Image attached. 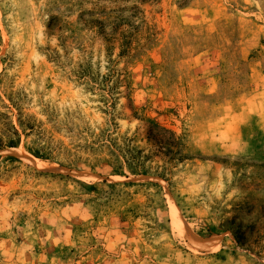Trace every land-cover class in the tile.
<instances>
[{
  "label": "rangeland",
  "instance_id": "obj_1",
  "mask_svg": "<svg viewBox=\"0 0 264 264\" xmlns=\"http://www.w3.org/2000/svg\"><path fill=\"white\" fill-rule=\"evenodd\" d=\"M0 264H264V0H0Z\"/></svg>",
  "mask_w": 264,
  "mask_h": 264
},
{
  "label": "trees",
  "instance_id": "obj_2",
  "mask_svg": "<svg viewBox=\"0 0 264 264\" xmlns=\"http://www.w3.org/2000/svg\"><path fill=\"white\" fill-rule=\"evenodd\" d=\"M219 22L224 23V20H220ZM225 24H226V22H225ZM225 24H223V27ZM219 44L221 46L222 56L224 59V62L222 63L223 68L221 70V73L219 74V77L223 78V81H224L227 78V72H228V68H229L228 64L230 62V57H231V55H235V51L233 50V44L231 41L227 42V43L220 42ZM4 145H6L8 147H13V146H15V142L13 140H9ZM234 233H236V232L234 231ZM237 238L239 239L240 236H237ZM242 242H243V240H241V238H240L239 243H242Z\"/></svg>",
  "mask_w": 264,
  "mask_h": 264
}]
</instances>
